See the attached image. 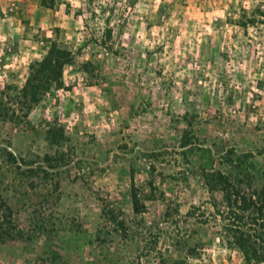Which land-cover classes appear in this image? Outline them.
I'll return each instance as SVG.
<instances>
[{"label":"rangeland","instance_id":"obj_1","mask_svg":"<svg viewBox=\"0 0 264 264\" xmlns=\"http://www.w3.org/2000/svg\"><path fill=\"white\" fill-rule=\"evenodd\" d=\"M51 42L62 89L29 109ZM263 184L264 0H0V264H264L262 222L220 215Z\"/></svg>","mask_w":264,"mask_h":264},{"label":"trees","instance_id":"obj_2","mask_svg":"<svg viewBox=\"0 0 264 264\" xmlns=\"http://www.w3.org/2000/svg\"><path fill=\"white\" fill-rule=\"evenodd\" d=\"M70 61L71 52L59 47L57 43L51 42L46 55L40 61L31 66L30 73L26 78L24 86L18 92L17 98L30 109L33 105L38 104L41 99L52 90L62 89L63 69L68 63H70ZM50 129H52L53 132L51 134L52 141H57L60 140L59 138H63V129H57L55 127H50L49 130ZM8 156L11 157V153H8ZM222 194L223 200H221V202L223 201L222 203H224L227 208H230V211L228 210L222 213L218 211L221 217L228 218L229 222L233 219L232 223L236 225L235 221L240 220V215L245 212H250L252 213L254 223L257 220H260L264 225V184L262 189L256 193L258 196L256 198L251 194L246 195L240 189H234L232 193L229 191H223ZM130 197L133 211H141L144 207L139 204L136 195L132 194ZM105 213L112 222H115V215L112 210H107ZM11 217L4 220V224L0 223L1 234L12 240L23 239L24 231L20 229L16 219L13 220ZM118 224L123 228L124 225L122 223L120 224L119 222ZM241 235L238 239L239 242H241L239 244L246 262L250 263L252 260L257 261V263L264 262V253H261L258 249L253 248L252 253H248L246 246H249V244Z\"/></svg>","mask_w":264,"mask_h":264}]
</instances>
